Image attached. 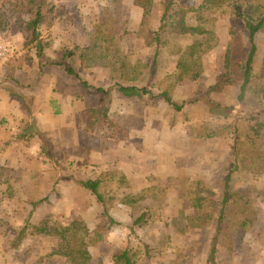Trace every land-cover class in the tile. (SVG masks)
I'll list each match as a JSON object with an SVG mask.
<instances>
[{"label": "rangeland", "instance_id": "1", "mask_svg": "<svg viewBox=\"0 0 264 264\" xmlns=\"http://www.w3.org/2000/svg\"><path fill=\"white\" fill-rule=\"evenodd\" d=\"M21 1L22 0H7V3L3 5V0H0V13L7 11L11 16L7 19L9 26L15 24V21L20 16L23 17L25 21L33 18V14L29 13L27 9L19 8ZM167 1L168 0L155 1L152 17L154 28L160 23ZM185 1L189 4L198 5L203 0ZM210 2L223 5L225 0H210ZM105 7H115L120 11L121 23L118 32L119 45L125 49H135L139 58L149 59L151 57V50L146 46L144 39L136 34L137 28L141 22L142 11L139 7L133 5L131 0H46L43 5L45 19L44 23L40 26V34L44 38L54 39L55 44L50 50L47 49L45 51L46 55L43 58L44 61L59 59L61 57V51L65 46L69 45L74 53V64L78 67L81 48L87 43L88 37L93 34L94 25ZM230 31H234L238 34L237 37L234 38L235 45L233 54L236 61L238 62L246 59L249 48L248 27L242 19L232 18L230 10L225 8L219 14L217 34L213 48L203 56V67L197 70L191 78L179 81L174 90L175 100L179 103H182L184 100H194V102L185 105L182 111H176L165 102L163 98H123L122 100L124 96L115 87L113 81L110 79L109 70L106 68H91L83 72V77L87 80L88 84L102 86L111 91L109 110L105 112L104 120L97 121L99 123V135H108V137H110L109 140H115L117 143H120L118 141L123 140L124 137H130L131 140L125 141L124 139V146L130 151L135 147L133 143L139 142L140 146L137 151L143 155L148 153L152 144L159 145L160 148H163V153L168 151L167 157H163L164 160L166 159V164L171 162L169 159H174L176 155V152L173 154H171L173 151L169 152L168 146L175 150L178 149L180 154L184 156L187 155L188 157L191 155L192 157L188 161L181 163V168L190 173L187 176L197 181L205 197H212L215 193L223 189L224 178L227 173L226 169L231 166L233 162V142L228 136L226 138L215 137L210 139H198L193 133L191 124L195 121H202L214 128L223 125L230 126L236 121L244 120L246 117L253 115L257 110L264 111V31H260L255 39L256 63L254 65L253 75L251 76V82H246L247 77L243 63H236L229 68H226L224 64L226 50L229 42L232 40ZM182 42L187 44L190 40L184 38ZM33 46V33L31 31H27L25 28L19 31H13L11 27L6 30L0 29V79H5L4 75L7 60L22 53L24 50L35 54L36 49ZM4 50H7V53H5ZM175 63V57L169 56L168 53H164L159 76L173 74L176 69ZM225 71H228L229 77L224 85L223 91L212 93L210 95L211 103L206 102L204 99L199 100V98L206 97L208 86L214 84L216 77ZM17 74L20 79L19 82H28L34 85L40 83L42 86V88L41 86L40 88L42 90L38 91L40 88H37L33 92L37 94L38 91L40 95V98L38 97L39 99H42L41 95H44L45 99L50 94L52 96L59 94L61 98L66 100L67 104L71 103L68 105H72L69 108H73V114H75L76 118L82 116L81 110L76 112L77 105H80L81 109L84 111L87 107H92L94 104L98 106L99 95L91 92V90L86 88L83 82L78 80L75 76L67 74L63 66L57 67L49 65L41 72L37 64H32L26 66L24 70H19ZM5 80L2 82H5ZM5 84L8 86L11 83L6 82ZM115 101H118V103L111 110ZM212 103L214 106H212ZM155 104H160V106L156 108L154 112H151L150 109ZM139 114L143 116L142 119L139 118ZM159 114L163 120L169 124L168 128L164 130V133L162 127L166 123L162 122V120L158 122L155 119ZM124 116L128 118L127 127L121 124L122 121L125 122L124 118L121 119ZM43 118L38 114L34 115V124L40 129L43 128ZM23 121L24 119L22 121L20 120V122ZM151 122H153V124H151ZM90 124H95V122ZM175 125L178 126L176 132H171V128ZM21 127L22 126L17 125V127L13 126L11 129L20 134L19 130H21ZM169 131L171 133L167 134ZM66 138L67 140L65 142H68V144H61L62 146L55 143V140H49L48 138V143L45 142L49 147L60 151L61 155L56 153V156L65 165L64 172H70L69 174L78 173L80 177L87 179L91 176L112 170L110 169V165L114 162L109 161L110 158L103 156L104 161L99 162L95 154L91 153L93 155L90 157L88 156L90 149L81 147H79V150L75 149L74 146L77 143H75L69 135L66 136ZM3 141L4 140H1L0 142ZM262 142L264 144V133L262 135ZM26 145L27 143L25 146ZM30 145H33V150H37L35 147L37 143L29 144L28 146ZM13 154V163L17 166L13 174L19 173L22 175L25 173L22 168V156H20L18 152ZM70 158L72 159L70 160ZM30 159L33 161L34 157ZM73 159H75V161H79L80 159L83 164L77 165L75 161H72ZM39 161L42 162L40 155H38L37 160L34 162L36 164ZM173 162L169 163L168 166L173 165ZM156 169L149 171L152 181L164 182L166 184L165 179L169 176H173L166 175L167 173L165 170ZM49 170L52 171L53 167L49 166ZM10 171L11 170H8L7 174H9ZM53 172L56 173V171ZM17 178L20 177L17 176ZM76 182L81 186L78 180ZM64 184L65 183H61V185ZM256 184L264 185V174L259 177ZM18 188L23 192L27 190L26 185H20ZM59 188L63 189L64 187L60 186ZM67 189L70 190V187L67 186ZM129 194L125 193L123 202H125V199L130 198L131 195ZM93 198L95 199L94 196ZM167 199L163 209V215L166 220H169V224H162V226L165 230L171 232L173 236L172 245L174 248L183 249L184 251L177 254L174 248H169L166 256L144 258L140 261V264H173V260H175L177 264H206L214 229L212 227L198 228L193 225L192 219L196 211L194 209L190 210L187 205L186 194L180 192L178 188H171L168 191ZM129 200H127L126 203L130 204ZM94 202L96 203V200ZM256 207L258 209L257 225L255 227H245L239 231L240 239H238V248H235L234 255L230 257V255L225 254L223 256L222 260L226 264H248L243 254L252 236L257 238L256 255L260 256L264 254V201L260 197H257ZM55 209H61L62 211L68 209L72 210L71 207L64 203L60 204V206H57ZM129 209V214H127L128 218L126 217L127 220L122 221L123 223L114 220L107 223L115 228L114 231H116L117 234L105 235L104 238L106 240H104V242L107 241L108 244H120L123 239L125 248H134L143 238H147L150 242L157 239L158 229L154 231V228L150 233L147 231V234H143L131 228L133 222V203L129 205ZM75 217L81 218V215L73 214L72 216L69 215L64 218H58L54 215V219L58 218L60 224L72 222V219ZM103 217L107 221V217ZM75 224L79 225V223ZM162 226H160L159 229L162 228ZM93 234L95 235V233ZM140 235L141 237H139ZM101 241L102 240L93 246V254L100 255L98 257V263L109 262L113 264L112 259L110 261L107 259L110 252L106 251L108 249H106V245ZM55 243L59 244L58 241ZM96 246L97 249H95ZM116 251L117 250L114 252ZM102 258H105V260Z\"/></svg>", "mask_w": 264, "mask_h": 264}, {"label": "trees", "instance_id": "2", "mask_svg": "<svg viewBox=\"0 0 264 264\" xmlns=\"http://www.w3.org/2000/svg\"><path fill=\"white\" fill-rule=\"evenodd\" d=\"M46 0H22L19 8H25L33 18L25 21L18 17L15 24L9 26L7 11L0 13V29L9 27L13 31L25 28L33 33L35 54L24 50L22 53L9 58L6 62L5 82L0 86L8 88L6 82L18 85H32L19 82L17 72L26 66L37 64L43 72L47 66H63L64 71L82 81L86 88L99 95L97 107L85 110L86 118L93 123L104 120L105 112L109 110L111 91L102 86L88 84L83 77L84 70L103 67L109 70L110 79L120 93L126 97L150 96L163 98L176 111H182L185 105L194 100H184L179 103L175 100L174 90L179 81L186 80L203 67V56L212 48L217 34L219 14L225 8L230 10L232 18L242 19L249 31V48L244 60L236 61L234 52V38L237 33L230 31L232 40L229 42L225 54L226 68L238 63L242 64L247 77L246 82L252 81L254 65L256 63V36L264 31V0H225V3L214 4L210 0H203L200 4H189L185 0H168L157 27H153L152 17L156 0H131L133 5L142 11L141 22L136 34L144 39L146 46L151 50L149 59L139 58L137 51L132 48H123L118 43L121 15L115 7H105L98 21L94 25V32L88 37L79 54V65L75 66L74 53L69 45L61 51V57L54 61H44L46 49L52 47L54 39L44 38L40 34V26L44 23L45 14L43 5ZM122 1V0H121ZM7 0H3V5ZM117 6V5H116ZM54 9V8H52ZM190 42L184 44L182 39ZM164 53L175 57V71L173 74L159 76ZM245 61V62H243ZM40 74V73H38ZM229 77L228 71L220 73L214 84L207 88L206 102L211 103L210 95L222 92ZM34 85V84H33ZM158 92V93H157ZM212 106L214 104L212 103ZM196 138L210 139L215 137L226 138L233 142V162L226 170L223 189L212 197H205L196 180L190 176H169L165 182L151 184L139 190L133 204L132 229L143 234L156 231L157 239L150 242L143 238L134 248L119 249L112 254L113 264H140L144 258L164 257L172 245V234L162 226L168 225L163 215V209L168 200V191L175 187L186 194L187 205L194 209L192 223L195 227H212L214 235L209 249L206 264H226L222 259L225 254L234 255L238 243V233L245 227H255L258 222L257 197L264 201V185H257L259 177L264 174V111L257 110L244 120L236 121L233 125L211 127L202 121L191 124ZM20 138V137H18ZM10 141L0 142V152L6 151ZM45 153L61 166L58 157L47 151ZM7 168H0V177L9 181ZM245 183V184H244ZM80 184L89 190L99 204L107 205L116 197L120 189L131 187L128 177L122 171H107L99 175L80 180ZM47 198L29 200L32 206L31 216L39 204ZM20 229L18 238L24 235L42 233V227L30 222ZM162 228L159 229V227ZM55 236L59 237L64 248L55 252L70 264H92V248L101 240L100 234H93L83 223L79 225H64L56 229ZM141 237V235L139 236ZM141 239V238H140ZM177 254L183 249L174 248ZM176 254V255H177ZM173 264H177L175 260Z\"/></svg>", "mask_w": 264, "mask_h": 264}, {"label": "crops", "instance_id": "3", "mask_svg": "<svg viewBox=\"0 0 264 264\" xmlns=\"http://www.w3.org/2000/svg\"><path fill=\"white\" fill-rule=\"evenodd\" d=\"M50 49L51 47L48 48V50ZM0 81L2 82L4 79L1 78ZM11 84L8 85L9 89L0 86V141H10V145L6 151L4 153L0 152V168L5 167L7 170H11L8 174L11 176H9V181L5 182L2 180L3 177H0V264H68L64 258L55 254V252L64 248L62 240L55 236V232L60 226L68 224L76 225L75 223H85L91 232L103 236L101 242L106 245V249H108L106 251L110 252V255L107 257L110 261L114 251L125 248V243L123 239L120 244H108L107 241V243L104 242L106 240L104 238L105 235L117 234L114 231L115 228L107 223L112 220L119 223L126 221L130 210L129 205L134 204L137 192L146 186L159 182L151 180L149 171L157 168L156 170H165L166 175H173V177L187 176L190 173L181 168V163L188 161L192 156H184L180 154L178 149L179 152L168 146L169 152L173 151L171 154L176 152L174 159H169L171 161L169 163L174 161V164L168 166L169 163L166 164V159H163L164 156L167 157L168 151L163 153L164 150L159 145L152 144L146 155L137 151L140 146L139 142L133 143L135 150L128 151L123 142L124 139L125 141L131 140L130 137H124L123 140L118 141L120 143H117L115 140H109L110 137L108 135H99V123L96 121L95 124H90L91 122L87 120L85 111L81 109L80 105H77L76 112L81 110L82 116L76 118L75 114H73V108H69L72 105L68 104L71 103L67 104L66 100L61 98L59 94H57L58 96L50 94L45 99L44 95H41L42 99H39L40 95L38 91L42 90L40 83L35 85H18L11 82ZM37 88L40 89L37 91V94H34L33 92ZM123 98L156 99L147 95L142 97L124 96L122 100ZM118 101L113 103L111 110L117 105ZM96 106L94 104L92 107ZM159 106L160 104H155L150 111L154 112ZM35 114H38L41 118L44 117L43 128L41 129L34 124L33 119ZM141 114H139L140 119L143 117L140 116ZM123 118L125 122L122 121L121 124L127 127L128 118L124 116L121 119ZM23 119L24 121L20 122ZM155 119L158 122L162 120V122L166 123L162 127L164 133L169 124L163 120L160 114ZM17 125L22 126L21 130H19L20 134L11 129L13 126L17 127ZM177 127V125L172 127L171 132H176ZM171 132L169 131L167 134ZM68 135L77 143L74 146L75 149L79 150V147L90 149L89 157L95 154L99 162L104 161L103 156L110 158L109 161L114 162L110 165V169L124 172L131 183V187L120 189L117 192L116 198L107 204V206L95 203L93 194L82 185L79 186L76 182L78 180L80 183V180L84 179V177H80L78 173L69 174L70 172H64L65 165L62 162H60L61 166L56 165L45 153L44 149L53 153L55 157H57L56 153L61 155L59 150L49 147L45 142H47L48 138L49 140H55V143L58 145L68 144V142H65ZM26 143L27 145L25 146ZM36 143L37 146L35 145V147L37 150H33V145L28 146L29 144ZM15 152H18L22 156V168L25 171L22 175L19 173L13 174V171L17 169V166L13 163V153ZM38 155L41 156L43 163L39 161L35 164L34 161L37 160ZM32 157H34L33 161L30 159ZM72 161H75V159ZM75 162L77 165L83 164L80 159ZM49 166L53 167L52 171L49 170ZM53 171H56V173ZM17 176L22 179L17 178ZM61 183L65 184L61 185ZM20 185L27 186L26 192L18 188ZM60 186L64 188L60 189ZM67 186L70 187V190L67 189ZM125 193H130L129 195L131 196L123 202ZM33 198L35 200L47 198V200L38 205L30 219L29 214L32 206L28 201ZM127 200L130 201V204L126 203ZM62 203L71 207L72 210L62 211L61 209H55ZM73 214L81 215V218L75 217L72 219V222L60 224L59 217L64 218ZM54 215L58 218L54 219ZM103 216L107 217V221ZM28 217L31 223L42 227V233L37 235L26 234L22 239H19L20 228L28 222ZM238 236V239H240V233H238ZM256 240L257 238L253 236L249 239V244L243 254L248 264H257V262L258 264H264V254L259 256L255 253L257 250ZM56 241L59 244L55 243ZM97 246L95 249H97ZM236 247L238 248V245ZM99 256L98 254H93V264H111L109 262L98 263ZM102 259L105 260V258Z\"/></svg>", "mask_w": 264, "mask_h": 264}, {"label": "built area", "instance_id": "4", "mask_svg": "<svg viewBox=\"0 0 264 264\" xmlns=\"http://www.w3.org/2000/svg\"><path fill=\"white\" fill-rule=\"evenodd\" d=\"M6 51H7V50H4L5 53H7Z\"/></svg>", "mask_w": 264, "mask_h": 264}]
</instances>
